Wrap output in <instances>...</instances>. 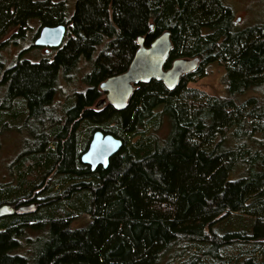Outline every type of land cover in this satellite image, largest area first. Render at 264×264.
<instances>
[{
    "label": "trees",
    "instance_id": "trees-1",
    "mask_svg": "<svg viewBox=\"0 0 264 264\" xmlns=\"http://www.w3.org/2000/svg\"><path fill=\"white\" fill-rule=\"evenodd\" d=\"M32 20L35 37L66 26L65 43L10 67L0 49V140L25 135L15 180L0 185L13 211L0 220V264H264V24L238 30L223 0H77L70 19L64 3L0 0V39ZM164 31V69L194 58L198 68L172 90L135 86L123 111L97 110L99 85L126 71L137 39L148 46ZM81 60L84 88L64 108L59 83L75 81ZM214 62L225 65L224 96L187 89ZM95 130L123 146L91 171L80 157ZM27 204L32 214L16 213ZM80 216L90 220L73 228Z\"/></svg>",
    "mask_w": 264,
    "mask_h": 264
},
{
    "label": "rangeland",
    "instance_id": "rangeland-1",
    "mask_svg": "<svg viewBox=\"0 0 264 264\" xmlns=\"http://www.w3.org/2000/svg\"><path fill=\"white\" fill-rule=\"evenodd\" d=\"M44 1V0H40ZM52 3H64L66 5V18L70 19L76 7L77 0H50ZM233 12V21L238 30L246 29L255 24H264V0H223ZM29 29L24 34L17 36L18 28H13L6 32L0 39V49L7 67L12 66L19 59L37 62L40 59H51L53 52L46 53L42 48H35L34 42L37 39L34 35L38 33L39 25L34 20L28 23ZM33 46V47H32ZM224 63L214 62L207 65L202 75L191 77L187 84V89L199 91L207 96L222 97L225 94V75ZM90 69V62L81 60L73 72V80L68 84L66 81H60L55 101L62 107H67L73 100L72 92L81 90V78ZM259 95L264 93V88L257 92ZM249 93L247 97H250ZM156 125V123H155ZM91 127H86L82 132ZM152 128L150 127V132ZM168 133V123L162 120L157 124L156 135L161 140ZM25 135L17 132L3 133L0 140V185L11 183L14 179L12 163L16 156L22 150ZM90 217L80 216L74 219L73 228L84 227Z\"/></svg>",
    "mask_w": 264,
    "mask_h": 264
},
{
    "label": "water",
    "instance_id": "water-1",
    "mask_svg": "<svg viewBox=\"0 0 264 264\" xmlns=\"http://www.w3.org/2000/svg\"><path fill=\"white\" fill-rule=\"evenodd\" d=\"M65 33L66 27L62 25L44 27L39 32L34 47L60 48ZM144 39L143 36L137 39L138 48L126 71L107 78L99 85V90L104 94V97L97 102L95 106L97 110L105 105H110L117 112L123 111L128 105L135 86L158 81L172 90L179 84L182 76L194 72L198 68L199 59L194 58L175 60L169 69H164L172 49L168 31L162 32L148 46L144 45ZM122 146L123 143L120 139L95 130L86 151L81 154L80 161L83 165L90 167L91 171L98 167L106 169L109 160L121 150ZM34 211V204H27L18 207L16 213L29 215ZM12 213L10 206H0V220L11 216Z\"/></svg>",
    "mask_w": 264,
    "mask_h": 264
},
{
    "label": "flooded vegetation",
    "instance_id": "flooded-vegetation-1",
    "mask_svg": "<svg viewBox=\"0 0 264 264\" xmlns=\"http://www.w3.org/2000/svg\"><path fill=\"white\" fill-rule=\"evenodd\" d=\"M63 26V25H62ZM66 27V26H65ZM66 34V33H65ZM39 35V34H38ZM64 39H65V37H64ZM63 39V42H62V45L65 43V40ZM62 45H61V47H62ZM61 47L60 48H57V49H48V48H42L46 53H51V52H53L54 53V55H55V53L58 51V50H60L61 49Z\"/></svg>",
    "mask_w": 264,
    "mask_h": 264
}]
</instances>
